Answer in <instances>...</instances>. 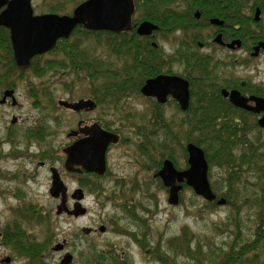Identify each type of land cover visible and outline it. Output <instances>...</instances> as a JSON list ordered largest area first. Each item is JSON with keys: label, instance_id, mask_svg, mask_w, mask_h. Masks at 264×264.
I'll list each match as a JSON object with an SVG mask.
<instances>
[{"label": "trees", "instance_id": "obj_1", "mask_svg": "<svg viewBox=\"0 0 264 264\" xmlns=\"http://www.w3.org/2000/svg\"><path fill=\"white\" fill-rule=\"evenodd\" d=\"M133 1L136 23L148 20L158 24L159 31L164 32L172 24L181 22L168 16L169 0ZM161 10L165 15L158 16L157 13L162 12ZM87 44L95 47L90 48ZM98 47L103 48L110 58L105 59L102 54L97 53ZM154 52L156 49L148 36H139L135 32L125 35V32L90 31L83 25H78L68 38L57 40L48 56H34L29 67L21 70L14 63L7 36L0 32V92L15 89L18 82L26 80L28 73L41 75L50 69L64 70L73 74V83L84 81L87 92L90 91L98 104L119 111L126 91L122 65L127 61L130 63V70L142 72L153 68L147 73L132 75L136 81L151 76L157 73L155 70L159 67L153 63L151 55ZM156 59L160 61L163 58ZM63 83L66 88L70 86L67 82ZM25 86L33 104L39 105L37 103L40 97L46 94L45 89H39L29 79ZM46 96L50 99L51 106L56 108L51 95L47 93ZM189 121L193 128L188 131L149 133L151 136L146 138L149 143L143 139L144 147L140 148L153 159V163L170 158L174 164L175 154L171 153L169 144L181 152L184 159L187 143L191 142L203 149L209 168L217 167L223 171V188H218L216 181L211 183V188L216 189L212 188L216 197H223L228 206L227 220L224 223L226 240L215 245L205 236L191 232L187 226L179 234L165 240L157 239L154 244L145 235L126 233L135 239L143 251L152 255L158 264H264V148L261 147V139L258 136L249 138L248 134L230 127L217 128L209 122L210 118L207 116H192ZM159 185L164 187L160 180ZM217 190L221 192L217 193ZM203 207L211 212L219 206L215 201L204 200ZM247 210L251 211L253 217L248 234L243 231L242 220V213ZM49 214L50 212L17 213L3 233L2 242L23 259V264H49L48 247L54 238V229L49 227ZM25 224L47 226L46 230L43 229V239L38 240L23 227ZM79 259L80 264H132L127 257L116 254L114 250H97L92 246H88Z\"/></svg>", "mask_w": 264, "mask_h": 264}, {"label": "flooded vegetation", "instance_id": "obj_2", "mask_svg": "<svg viewBox=\"0 0 264 264\" xmlns=\"http://www.w3.org/2000/svg\"><path fill=\"white\" fill-rule=\"evenodd\" d=\"M9 1L10 0H7V2L0 7V13L7 8ZM83 1L85 0L77 3L74 8ZM30 5L34 15H71L74 10L73 8L70 12L66 10L63 11L58 9L59 5H53V7L47 8L45 12L37 13L34 10L31 0ZM167 7H169L168 16L175 17L181 22L172 24V26L164 32L159 31V25L152 22L157 25V29L152 31L150 35H146L149 37L151 45L156 49V52H154L151 57L154 59L153 63L155 62V65H159L155 70L157 73L136 81V78L132 75L136 73H147L153 68L150 70L146 69L147 71L142 72L141 70H130V63L127 61L122 65L123 79L126 88L123 101L126 102L127 108H125V125L122 120L117 123L115 119L106 121L95 117L93 113H95L100 106H103L96 102L90 95V91L86 94L85 98H78L70 102H75L80 99H91L95 103L93 108H83L80 110L66 108L77 116L83 115V117L78 119L76 127L67 133L68 141L60 148L63 157L62 165L59 167L53 165L48 167L50 172V186L48 192L50 191L52 175L55 170L66 188L67 201L70 200L72 202L70 207L67 206L69 209H71L76 202L74 199H71V195L78 190L81 191L83 196L81 203L86 195H89L86 191L95 194H107V189L101 181L111 174L112 168L110 167L109 159L113 150L136 145L134 156H139L140 159L144 157L151 160L150 157L144 154V150L140 148L141 146L144 147V140L146 141V138L151 136L149 134L151 132L159 133L165 130L188 131L193 128L192 124H189V118L196 115L209 117V122L216 125L217 128L230 127L239 132L248 134L247 136L252 139L254 133L264 132V127L259 125V120L264 116V0H169V5ZM135 10L134 4V12L131 17L130 25L128 29L122 31L125 32V35L131 32L137 34L136 29L138 25L143 21H148L143 20L136 23L134 21L136 16ZM169 10L171 12H169ZM161 11L162 12L157 13L158 16L165 15V12L163 10ZM0 32L7 36L9 47L12 48L10 29L5 26H0ZM166 35L169 42L172 43V48H175L171 53L165 52L159 41L152 40L153 38L158 39V36H161V39L164 40L167 38ZM49 52L41 55L48 56ZM156 57H162L163 59L159 61ZM159 75L178 76L187 82L189 98L188 106L185 110L181 108L179 102L174 97L172 93L174 92L173 88L167 86L157 88V91L161 94L166 93L164 102H159L155 95H145L141 92L143 85L148 79L155 78ZM131 76L132 78H129ZM5 90L6 89L1 91V98ZM14 91L19 95L17 88ZM137 100L145 102V108H142L144 112L135 109L132 105L133 103H130ZM2 104L11 105V98H6ZM17 104L18 100L15 105ZM170 105L174 107V109L169 112L170 116H174L175 114L182 116L178 121H174V124L172 123V118L163 112L164 108ZM189 108L191 109L187 112ZM42 119L43 118L40 117L35 123ZM16 120L17 118L12 115L10 123L13 125ZM95 125L117 136V141L110 142L105 148L104 172L100 174L93 170L87 171L80 159H76L75 163L70 167V170H68L65 167V148L73 143L82 142L86 139L93 141L95 134L94 132L92 134V127ZM127 127L129 128L128 131ZM11 128L12 127H8V130ZM37 129L36 132H33V137L37 136L39 138L36 139L40 142L35 143H41V139L44 136L42 124H39ZM27 136L28 134L26 135V133L22 135L19 134L15 137L12 135L8 136L7 134L5 137L6 140L3 139L1 141H3V144H9L11 150H9L8 153L6 152L7 155L4 152V158L10 160L19 159L20 162H23L20 167L18 166L19 169L27 168L25 162L36 165L35 171L38 168H44L46 162L50 160L41 153L39 154L40 160L35 161L33 159L37 155L35 154V157H33L34 155L30 150L31 144L26 140ZM20 140L21 142L23 140V147L17 144ZM146 142L149 143L148 141ZM148 149H150V146ZM155 156L158 158L157 154H155ZM1 158L0 160H2ZM21 159H23V161ZM165 159L171 160L170 158H164L161 162L158 160L157 162L155 161V163H153V159L151 160L153 167L156 169L153 177L158 178L160 181L161 179L157 173L161 170ZM171 161L177 170H184L188 167L187 157L184 159L185 165L183 168H179L177 164H174L173 160ZM3 171L5 174L6 171ZM28 171L29 169L25 170L22 176L17 178H11V176L14 175L10 176V174H6L5 179L8 178L9 181L17 180L18 183H21L23 180L22 177L29 175L36 181L37 176H33V174L28 173ZM65 177L71 178L74 182L70 181V185H67ZM114 178L117 179L118 177L116 176ZM124 178L125 177H121V179ZM71 184H73V186H71ZM181 185L183 187L179 191V194L187 188L185 183ZM165 189L168 192V188L165 187ZM6 191H8V194L16 195L17 192L22 191V188H18L15 191L14 187H10L6 188ZM14 207L23 209V203ZM34 210L42 211V208L38 207L34 208ZM23 212L26 213L28 211L24 210ZM61 215L68 216L66 213H62ZM68 217L74 218L73 216ZM3 227L4 226L0 228L1 244H3L1 240L3 239V230L5 228ZM92 231H95V228H92L91 232ZM6 259H8V261H6ZM11 260L12 258H10V256H5L3 258L0 256V264H10Z\"/></svg>", "mask_w": 264, "mask_h": 264}, {"label": "rangeland", "instance_id": "obj_3", "mask_svg": "<svg viewBox=\"0 0 264 264\" xmlns=\"http://www.w3.org/2000/svg\"><path fill=\"white\" fill-rule=\"evenodd\" d=\"M81 1L31 0L37 13L45 12L47 8L53 7V5H59L58 9L70 12ZM152 40L159 41L165 52L171 53L175 50V48H172V43L169 42L168 37L163 40L161 36H158V39L153 38ZM89 47L94 48L95 46L89 45ZM96 52L102 54L105 59L110 58L101 47H98ZM63 71L50 69L41 75L28 73L27 78L25 77L26 80L17 83L16 88L19 95L15 93V96L18 104L14 106L0 103V158L2 157V160H0V228L4 226L3 231L5 232L10 221L14 219V215L24 210L33 213L50 212L49 227L54 229V238L48 247L47 261L49 264H60L65 252L70 253L73 257L70 264H80V255L85 252L88 246H92L97 250H114L116 254L127 257L132 264H158L153 256L148 254L147 251H143L135 239L126 232L145 235L154 244L157 239L165 240L179 234L182 228L187 226L191 232L199 236H205L215 245L223 243L226 240L224 223L228 215L227 204L218 205L219 207L215 208L214 211H207L203 207L204 199L187 187L180 192L178 204L170 205L167 202L168 193L166 189L159 185L158 178L153 177L156 169L153 167L152 161L148 158L142 157L140 159L139 156H134L136 145L112 151L109 159L110 167L112 168L111 174L101 181L107 189V194L102 195L86 191L89 195H86L82 201L83 206L86 208V213L83 216L71 218L65 215H56L55 210L59 199L51 197L48 192L50 186L48 167L52 165L59 167L62 165L63 157L60 148L68 141L67 133L74 129L77 120L83 117V115L77 116L72 111L59 106L57 101L59 99L73 101L78 98H85L88 93L87 84L84 81L73 83V74ZM28 79L35 82L39 89H45L46 94L51 95L57 107L51 106L50 99L46 94L40 97L37 103L39 105L33 104L25 90L24 82ZM63 82H67L70 86L66 88ZM130 103H133L132 105L135 109L144 112L142 110V108H145L144 101L137 100ZM125 108L126 102H122L119 111L100 106L93 114L95 117L106 121L115 119L119 123L121 120L124 122ZM173 109L174 107L170 105L165 107L163 112L169 115V112ZM12 115L17 118L13 125L10 123ZM40 117L43 119L35 123ZM170 117L174 124V121H178L182 116L175 114ZM39 124L43 126L44 136L41 139V143H35L40 142L37 136L33 137V132L38 130ZM8 127L12 128L8 130ZM128 129L127 127V131ZM24 133L28 134L26 140L31 144L30 150L34 155L33 157H35V154L37 155L33 159L35 161L40 160L39 154L41 153L50 160L46 162L44 168H38L35 171L36 165L25 162L27 168L21 167L23 169H19L20 165L23 164L19 159L10 160L4 158V152L8 153L11 147L9 144H3L1 140H6L7 134L15 137ZM255 136L261 139L260 143H262L261 147L263 149L264 132L254 133L253 138ZM17 144H20V147L24 146L23 140L22 142L20 140ZM169 149L173 155L175 154L174 160L177 166L183 168L185 165L183 154L178 152L172 144H169ZM21 160L23 161V159ZM27 169H29L28 173L37 176L36 181L29 175L22 177L21 183H18L17 180L9 181L8 178L5 179L6 174L14 175L11 178L22 176V173ZM3 170L6 171L5 174ZM116 176L118 177L117 179L114 178ZM222 176L223 171L221 169L217 167L209 168L208 166L210 185L216 181L217 187L223 188ZM121 177L125 178L121 179ZM65 178L67 185H70V181L74 182L69 177ZM10 187H14L15 191L18 188H22V191L17 192L16 195H11L6 191V188ZM212 188L216 190L214 187ZM217 191V193L221 192ZM22 203L24 210L14 207ZM71 204L72 202L68 200L67 206L70 207ZM38 207H41L42 211L34 210V208ZM133 215L136 219L133 218ZM252 219L251 211L247 210L242 213L243 231L246 234L249 233ZM84 226L95 228V231L84 234L81 231ZM99 226H104L105 230L103 232L98 231ZM23 227L41 241L44 237L43 229L46 230L47 226H27L25 224ZM62 242H64L62 251L52 250L56 243ZM0 256L1 258L10 256L12 258L10 264H23V259L21 260V257L17 256L4 243H0ZM180 261L182 260L180 259Z\"/></svg>", "mask_w": 264, "mask_h": 264}, {"label": "water", "instance_id": "obj_4", "mask_svg": "<svg viewBox=\"0 0 264 264\" xmlns=\"http://www.w3.org/2000/svg\"><path fill=\"white\" fill-rule=\"evenodd\" d=\"M7 0H0V7ZM134 12L132 0H85L74 8L71 15L43 14L34 15L30 0H10L7 8L0 13V26L10 29V38L13 50L14 61L18 68L26 69L32 57L44 54L52 50L58 39L67 38L77 25H83L87 30L122 32L128 29ZM157 29V25L150 21L141 22L136 32L138 35H150ZM167 86L173 88V95L185 110L188 106L187 82L178 76L159 75L148 79L143 85L141 92L145 95H155L159 102L165 101V94L157 91L158 87ZM7 97L11 98V105L17 103L14 90L6 89L3 92L0 102ZM58 105L65 108L80 110L91 109L95 103L91 99H80L75 102L60 99ZM14 121V119H13ZM259 125L264 127V116L259 120ZM95 138L82 142H76L65 148V167H70L76 159H80L87 171L103 173L105 168V148L110 142H116L117 136L113 133L102 130L98 125L92 127V134ZM187 164L184 170H177L169 159L163 161L161 170L157 173L162 184L168 188L167 202L176 205L179 202V191L182 183L189 186L193 192L206 201H215L217 205L225 204L226 200L216 198L208 180V164L201 147L193 144H186ZM78 192V193H77ZM49 194L58 199L55 213L60 215L66 213L68 216L79 217L86 213L82 205L83 196L78 190L71 195L76 202L73 207H67V192L57 171H53L52 184ZM92 228L82 227L84 234L90 233ZM104 226H99L98 231L103 232ZM64 242L56 243L52 250L62 251ZM72 255L65 252L60 264H70ZM8 261V259H6Z\"/></svg>", "mask_w": 264, "mask_h": 264}]
</instances>
